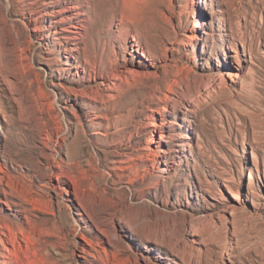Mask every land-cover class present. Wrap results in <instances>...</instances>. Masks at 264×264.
I'll list each match as a JSON object with an SVG mask.
<instances>
[{"label":"rangeland","instance_id":"rangeland-1","mask_svg":"<svg viewBox=\"0 0 264 264\" xmlns=\"http://www.w3.org/2000/svg\"><path fill=\"white\" fill-rule=\"evenodd\" d=\"M0 264H264V0H0Z\"/></svg>","mask_w":264,"mask_h":264},{"label":"bare ground","instance_id":"bare-ground-1","mask_svg":"<svg viewBox=\"0 0 264 264\" xmlns=\"http://www.w3.org/2000/svg\"><path fill=\"white\" fill-rule=\"evenodd\" d=\"M244 47V46H243ZM244 50V49H243ZM247 72V71H246ZM225 78L226 79H228V80H230L231 82H236V77L232 74V72L230 71V70H227L226 72H225ZM5 80V79H4ZM243 83V81L239 84V87H242V84ZM244 83H245V81H244ZM7 84H9V83H7ZM227 84V83H226ZM246 84V83H245ZM11 85V84H10Z\"/></svg>","mask_w":264,"mask_h":264}]
</instances>
